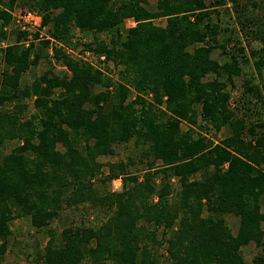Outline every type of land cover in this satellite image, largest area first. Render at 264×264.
Returning a JSON list of instances; mask_svg holds the SVG:
<instances>
[{
    "label": "trees",
    "instance_id": "16d2710c",
    "mask_svg": "<svg viewBox=\"0 0 264 264\" xmlns=\"http://www.w3.org/2000/svg\"><path fill=\"white\" fill-rule=\"evenodd\" d=\"M229 4L235 25L263 45L252 51L262 73L264 0H158L155 9L148 0H0V47L17 5L41 14L50 33L41 52L19 45L26 31L3 51L0 262L12 221L30 217L44 228L64 206L89 204L110 219L64 228L59 246L52 231L38 264H246L251 243L263 246L252 264H264V125L248 127L229 109L228 86L242 70L235 56L221 62L229 30L213 19L222 8L229 17ZM129 19L136 26L125 28ZM75 29L93 39L74 43ZM65 46L104 57V67ZM41 60L48 70L22 87ZM249 90L264 102V84ZM225 128L221 141L210 136ZM9 142L18 145L7 152ZM131 142L142 148L137 162H100ZM116 180L121 192L110 190ZM227 215L239 218L236 233Z\"/></svg>",
    "mask_w": 264,
    "mask_h": 264
},
{
    "label": "rangeland",
    "instance_id": "374dc122",
    "mask_svg": "<svg viewBox=\"0 0 264 264\" xmlns=\"http://www.w3.org/2000/svg\"><path fill=\"white\" fill-rule=\"evenodd\" d=\"M158 0H148V8L155 9ZM232 5L229 4L228 9H230V16L224 14L226 9H219L218 14L213 15L214 21H219L222 24L223 29H227V34H223L220 36V42L223 43L225 40L226 50L229 53L227 58L221 59V62L224 63L226 60L232 59V56L237 57L238 62L241 66V75L235 77L233 86H228V90L231 93V100L229 103V109L233 111L234 118H241L249 127L251 125H256L257 123L264 125V102L260 95L253 93L249 90V86L259 87L260 90L264 84V69L262 73L256 70L255 65L259 60V57H254L252 55V51L260 50L263 45L260 41L252 40L251 38H247L235 25V13L231 11ZM30 10L25 6L17 5V8L13 13V23L4 30L7 32V39L3 41L0 47V76L2 75L4 69H6V65L2 64L4 49L8 46H13L18 42L17 34L18 31H26L28 33L27 38H23L20 42V46L24 48H28L31 43H34L37 52L38 48L43 47L42 40L50 39L49 26L43 27V18L42 15L35 12L36 16L39 19H42L41 26H38L37 21H33L30 24L27 23L30 19L25 17V11ZM25 17V18H24ZM39 21V20H38ZM234 23V24H232ZM158 25H165V20L156 21ZM136 26V22L133 19L126 20L124 27L130 28ZM35 34H39V38H35ZM72 38L75 39L74 43L82 41V43L89 42L93 39L92 35L84 36L82 33L75 29L72 33ZM101 38H106L107 36L102 34ZM232 38L231 40H226ZM82 46L74 49L73 46H65L64 51L66 54L72 56H84L88 59L89 62L94 64L97 67L103 68L105 65L104 57H99L97 55H93L90 52H86L82 55ZM52 51L48 50V53ZM221 50H218L216 54L217 57L220 55ZM111 64V63H110ZM48 63L45 60H41L37 67H33L28 73L24 74L22 77L21 85L22 87L29 86L34 82L35 79H38L43 72L48 70ZM58 71L61 70L60 66L57 68ZM113 70V67H111ZM118 76H116L117 78ZM28 104V109L26 111L25 117H30V115L34 111L33 100L27 99L24 101ZM14 107V103L8 106V110H12ZM264 127V126H263ZM183 130H187L188 126L184 124L182 126ZM260 133L263 132L264 128L259 129ZM229 135V130L225 128L220 133L214 134V132L210 135L213 136L214 139L221 141L223 138ZM209 136V137H210ZM18 145V142H9L6 144V151H11L14 147ZM142 148H136L133 142L119 145L115 147V154L111 156H104L100 159V162L106 165L111 163H117L120 161L127 160L128 157H133L137 162L140 160V150ZM142 166H137L139 171ZM109 169L108 167L104 168V175H107ZM138 175V174H137ZM139 177H143L144 173H139ZM161 175L157 176L158 182L160 181ZM123 189L122 180L113 181L110 184V190L112 192H121ZM111 217L110 213H106L105 209L92 207L87 204L84 206H80L79 208L67 207L64 206L62 210H60V216L58 219H55L49 223L48 227L44 228H36L32 225L30 217H23L16 219L11 222L10 227L12 231V236L9 238L8 251L4 256L3 260L0 264H38L42 263L41 255L44 253L46 246L50 242L52 236L51 232L56 231L57 235L54 238V244L56 246L61 245V240L59 235L63 231L64 228L68 227H89L93 226L99 228L107 222ZM226 222L231 228V230L236 233L238 226L240 224V220L237 217L227 215L225 216ZM263 246L258 247L255 243H251L242 249V254L245 258L246 264H252L253 259L257 255H261Z\"/></svg>",
    "mask_w": 264,
    "mask_h": 264
},
{
    "label": "built area",
    "instance_id": "2783aa9c",
    "mask_svg": "<svg viewBox=\"0 0 264 264\" xmlns=\"http://www.w3.org/2000/svg\"><path fill=\"white\" fill-rule=\"evenodd\" d=\"M25 17H28L30 20L27 23H31L33 21H37L38 26H41L42 24V19H39L38 16H36L37 14H35L34 12H32L31 10H26L25 12ZM24 17V18H25ZM39 20V21H38Z\"/></svg>",
    "mask_w": 264,
    "mask_h": 264
}]
</instances>
